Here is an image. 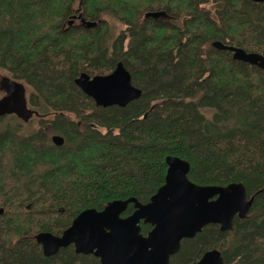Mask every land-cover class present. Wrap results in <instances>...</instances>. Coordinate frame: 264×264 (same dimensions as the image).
I'll list each match as a JSON object with an SVG mask.
<instances>
[{
  "label": "trees",
  "instance_id": "trees-1",
  "mask_svg": "<svg viewBox=\"0 0 264 264\" xmlns=\"http://www.w3.org/2000/svg\"><path fill=\"white\" fill-rule=\"evenodd\" d=\"M215 41L264 57V1L0 0V70L40 114L30 133L0 123V264H99L71 246L45 257L35 237L116 200L147 203L167 157L186 161L196 185L241 183L252 199L231 230L182 240L170 264L211 250L224 264H264V72ZM119 62L141 95L97 107L74 81Z\"/></svg>",
  "mask_w": 264,
  "mask_h": 264
},
{
  "label": "water",
  "instance_id": "water-1",
  "mask_svg": "<svg viewBox=\"0 0 264 264\" xmlns=\"http://www.w3.org/2000/svg\"><path fill=\"white\" fill-rule=\"evenodd\" d=\"M250 1L262 3L264 0ZM211 46L230 52L234 61L264 72V57L260 54L247 53L218 41L212 42ZM74 82L83 94L102 108L125 107L141 95V91L132 86L130 74L121 62L108 75L80 74ZM4 85L15 87L18 99L26 106L24 86L7 78L0 81L1 89ZM7 99L9 97L0 99V117L26 110L21 102L15 103L16 111L11 110L6 106ZM51 141L56 146L64 142L59 136H53ZM165 163L164 184L147 203L129 198L110 202L101 211L84 210L60 236L43 232L35 237L43 255L54 256L60 249L72 245L77 254H91L100 264H169L170 258L179 252L182 240L194 238L207 225H217L221 232L229 231L235 217L244 218L248 214L252 199L248 198L241 183L225 187L199 186L188 180L189 164L186 161L167 157ZM130 204L133 212L122 217ZM141 223L151 227L145 236L141 233ZM193 264H224V261L219 251L211 250Z\"/></svg>",
  "mask_w": 264,
  "mask_h": 264
},
{
  "label": "rangeland",
  "instance_id": "rangeland-1",
  "mask_svg": "<svg viewBox=\"0 0 264 264\" xmlns=\"http://www.w3.org/2000/svg\"><path fill=\"white\" fill-rule=\"evenodd\" d=\"M108 20V17L106 18ZM111 24L115 27L116 29L114 30V35L116 36L119 29L121 28V25L114 20V22L110 19ZM79 24L78 22L76 25ZM3 78H8L7 74L5 71L0 70V81ZM2 89L0 88V97L2 96L1 93ZM26 95V100L28 103V95H29V90H26L25 92ZM26 110L21 113L17 112L16 113H11V114H4L3 116L0 117V123L5 124L7 121H10L13 124H17L20 126L21 132L23 133H30L36 130V128L39 125V119H40V114H38L33 108L29 106V104L26 105ZM0 124V125H1Z\"/></svg>",
  "mask_w": 264,
  "mask_h": 264
},
{
  "label": "flooded vegetation",
  "instance_id": "flooded-vegetation-1",
  "mask_svg": "<svg viewBox=\"0 0 264 264\" xmlns=\"http://www.w3.org/2000/svg\"><path fill=\"white\" fill-rule=\"evenodd\" d=\"M81 20V18H80V16H77L76 18H74V19H72L71 21H72V23L73 24H75L76 25V23L78 22V21H80ZM69 24V23H68ZM82 24V23H81ZM8 79V78H7ZM11 81V80H10ZM9 85H11V83L9 82L8 83ZM25 92H26V89H25ZM1 93H2V96L0 97V99H4V98H8L9 97V99H7L8 100V102H7V104H6V106L8 105V106H10L11 107V110H13V111H16L17 109H18V106L15 104V103H19L20 104V102H21V100L20 99H18V93H16V88L15 87H12V86H6V85H4L3 86V89H2V91H1ZM17 99V100H16ZM25 100H26V95H25ZM22 104H23V101L21 102ZM28 103H27V100H26V105H27ZM24 105V104H23ZM25 106V105H24ZM27 106H25V108H26ZM53 137V136H52ZM130 215V214H129ZM126 217V216H125ZM71 246V248H72V251L74 252V254H76V255H78V256H93V255H91V254H89V255H84V254H77L76 252H75V250H74V247L72 246V245H70ZM69 247V246H68ZM67 248V247H66ZM62 249H65V248H62ZM59 252V251H58ZM57 252V253H58ZM56 253V254H57ZM55 256V255H54ZM52 257V256H51ZM94 257V256H93ZM173 257V256H172ZM202 257V256H201ZM95 259H97L96 257H94ZM171 259V258H170ZM98 260V259H97ZM98 262H99V260H98ZM99 264H100V262H99ZM169 264H170V262H169Z\"/></svg>",
  "mask_w": 264,
  "mask_h": 264
}]
</instances>
